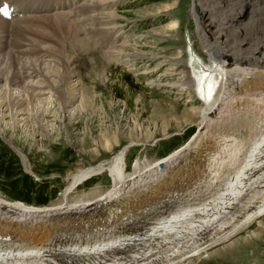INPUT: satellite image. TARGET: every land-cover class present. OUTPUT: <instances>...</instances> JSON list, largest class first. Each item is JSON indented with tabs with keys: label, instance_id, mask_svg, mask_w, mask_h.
<instances>
[{
	"label": "bare ground",
	"instance_id": "obj_1",
	"mask_svg": "<svg viewBox=\"0 0 264 264\" xmlns=\"http://www.w3.org/2000/svg\"><path fill=\"white\" fill-rule=\"evenodd\" d=\"M11 1L17 9L13 16L7 19L3 13H0V28H4L0 30V124L4 123L3 128L7 127L12 131L19 126L25 128L30 123V117L27 115L31 113L33 122L44 130L45 134H49L47 125L41 123L43 115L38 113V105H36L41 103V98L36 94L44 93L41 90L43 86L46 87L45 89L49 88L50 94L59 91L54 85L56 81L49 78L51 67L44 64L53 56V70L59 74L60 68L66 69L60 62L63 59L60 49L63 48H59V42L64 43L65 40H69L73 45L85 44L93 36L99 35L100 39L97 38L96 41L105 43L110 57L128 64L132 59L123 54L124 48H128L127 46L130 48V45L112 44V41H115L114 37L111 38V34L115 30L112 25L117 16L116 0H71L68 6H63L64 0ZM5 2L6 0H0V7H3ZM211 2V0H192L190 9L197 24L199 41L209 55V63L205 64L200 57L194 55L195 53L191 54L192 69H182L185 73L184 81L170 84L172 87H180L181 90L196 84L202 103V107L198 110V131L194 133L196 136L190 137L188 142L164 157L151 161L135 159L131 171L125 170L122 159L132 146L128 144L125 146L126 152L125 149L117 151L105 164L89 166L72 173L61 198L50 205H30L22 201L7 200L0 195V264H184L187 259L207 252L220 241L230 239L240 227L264 213V141L258 139L256 144H251L250 152H242V157L237 161L235 159L236 154L239 153L237 146L234 148L231 144L233 147L231 146L230 149L227 146L230 140L224 136L222 137L225 140L220 143L221 149L219 148L220 151L218 150L216 155L213 154V157L204 160L198 157L196 158L198 161L194 159L195 168L191 171L190 182L188 181L186 188L183 185L184 188L175 189L169 192L170 194L163 193L162 196H157L160 198L153 200L146 207H139V211L127 210L121 218L118 217L119 211L117 212L116 209L118 204L114 206L115 201L120 199H127L128 202L134 200L137 195L133 193L144 192V185L148 182L155 180L159 182L158 178L160 179L161 175L166 176L163 172L179 160L178 156L186 157L197 150V137L204 133V128H208L211 116L222 115L221 113L224 112L222 110L228 107L227 101L230 100L231 94L235 97L234 100H237L244 99L243 96L248 98L250 91H264V56L259 54L261 52L259 49L264 53V48H261L264 45L261 42L264 37L254 34L255 36L250 38H257L256 40H246L242 36L252 48L248 49L244 46L233 53L228 51L226 48L230 47L231 50L234 44L226 39L227 28L220 25L224 20V14L222 12L216 18L211 14L209 16ZM57 3L61 5L57 6ZM195 6L198 10L194 9ZM232 6L226 9L233 12L235 5ZM65 7L67 9H64ZM205 10L206 12H203ZM29 12L38 13L27 15ZM202 20L208 22L203 25ZM176 26L177 21H173L167 27ZM81 31H83L82 37L78 36ZM216 36L221 39V45L212 39ZM128 39L121 40L126 43ZM109 43L112 45L108 46ZM47 44L53 46V52ZM110 48H117V51ZM130 49L138 52L133 46ZM245 51H249V54ZM219 55L224 59L218 61ZM241 62H246L247 65L241 67L238 65ZM234 65L239 66L241 78L248 75L247 78L239 79L229 88L226 87L225 94L229 93L228 97L230 96L228 99L225 100L223 96L213 97L211 91L218 83L217 75L225 78L224 75L232 73ZM234 72L233 75L238 71L234 70ZM258 72L260 73L257 74ZM21 75L29 77L22 78ZM35 76L36 80L33 79ZM57 76L55 74V77ZM148 83L160 86L155 79ZM71 87H67L68 90ZM84 98L85 103L88 99ZM20 115L23 117H19ZM3 128L0 126L1 136H3ZM35 132L33 130V133ZM3 138L11 142V136ZM109 144L110 142H106L104 147H109ZM197 151L200 153L201 150ZM103 171H107L110 175L112 181L110 188L103 193L95 191L92 195L86 194L77 197L73 202L68 201V194L78 184ZM138 195L140 196V193ZM101 213L105 217H101ZM95 214H99L96 216L99 221L96 219L98 222H94L95 224L91 226L87 222ZM103 217L107 219V224L103 223L106 222ZM68 220L77 222L80 225L74 224L75 227L78 226L77 229L83 227L81 228L83 230L76 232L74 227L73 231H65L61 227L58 231L59 227L56 226ZM68 225L70 229L71 225ZM54 226L56 232L53 231Z\"/></svg>",
	"mask_w": 264,
	"mask_h": 264
},
{
	"label": "rangeland",
	"instance_id": "obj_2",
	"mask_svg": "<svg viewBox=\"0 0 264 264\" xmlns=\"http://www.w3.org/2000/svg\"><path fill=\"white\" fill-rule=\"evenodd\" d=\"M211 1L209 16L216 18L222 12L224 14L220 25L227 28L226 39L234 44V48L231 45V50L230 47L226 48L228 51L233 53L244 46L251 49L252 46L244 41V38L256 40L257 38H250L255 36L254 34L264 37V0ZM191 6L192 0H116L117 16L112 26L118 33L114 30L110 37L116 41H112V44H127L130 48L133 46L137 49L138 52L129 46V49L124 48L123 55L132 59L130 64L112 59L105 43L96 41L97 38L100 39L99 35L93 36L85 44L73 45L69 40L59 42V48H63L60 49L63 57L60 62L66 69L62 67L59 74L55 72L52 68L53 56L44 64L51 67L49 78L56 81L54 85L59 89L60 95L55 91L50 94L49 88L45 89L43 86L41 90L44 93L36 94L41 98V103L32 101L38 105V113L43 115L41 123L47 125L49 134H45V131L33 122L31 113L27 115L30 117L29 126L25 128L19 126L12 131L7 127L4 129V123L0 124L3 128V136L0 135V195L3 198L36 206L50 205L61 198L72 173L89 166L105 164L117 151L125 149L126 152L125 146L128 144L132 146L122 159L125 170L131 171L135 159L151 161L164 157L188 142L190 137L196 136L194 133L198 131V110L202 107L196 84L182 90L170 85L184 81L185 73L182 69H192L191 54L195 53L203 63H209V55L199 41L197 24L190 13ZM231 6L234 8L233 12L226 9ZM173 21H177V26L168 28V24ZM202 21L203 25L208 22ZM0 30L4 28L1 27ZM78 36L82 37L83 31ZM240 36L244 38L237 40ZM127 38L128 41L124 43L122 40ZM212 39L221 45L219 36ZM261 42L264 43V40ZM112 44L109 43L108 46ZM261 48L263 49L264 45ZM113 49L117 51V48ZM259 50V54L264 56L263 51ZM242 52L244 53L243 50ZM245 53L249 54V51ZM223 59V56L219 55L218 61ZM238 65L244 67L247 64L241 62ZM239 66L230 67L233 69L232 73H235L234 70L238 71L237 75L231 73L224 75L225 78L217 75L218 83L211 91L213 97L223 96L225 100L228 99L230 96L228 97L229 93L225 94L226 87L229 88L239 79L247 78L248 75L241 78ZM55 74L58 76L55 77ZM34 78L36 80L37 77ZM152 79L160 86L150 85L148 81ZM44 83L47 84L45 81ZM69 86L72 87L68 90ZM263 95L262 90L250 91L248 98L243 96L244 99L234 100L235 97L231 94L233 98L230 97L227 101L228 107L222 110V115L211 116L208 128H204V133L197 137L196 143L199 145H196L199 147L195 146L197 150H201L200 153L195 150L186 156L187 158L184 155L178 156L182 161L179 158L171 165L172 169L167 168L163 172L166 176L161 175L159 182L155 180L145 184L144 192L133 193L137 195L134 200L131 198L133 202L130 200L129 203L127 199L115 201L114 206L118 204V217H123L127 210L139 211V207H146L163 193L168 194L175 189L184 188L183 185L186 188L190 182L191 171L195 168L194 159L198 157L204 160L213 157V154L216 155L221 149L220 143L225 140L222 136L230 140L227 143L230 149L237 146L239 153L236 154V160L242 157V152L248 153L250 145L256 144L258 139L264 141ZM83 98L88 99L87 102L84 103ZM32 129L36 132L33 133ZM4 136H11V142L4 140ZM106 142H110L107 148L104 147ZM111 183L109 173L103 171L78 184L68 194V201L73 202L77 197L86 194L92 195L95 191L103 193L110 188ZM98 215H93L87 223L91 226L94 222L97 223ZM104 220L106 222L103 223L107 224V219ZM64 224L56 226L59 227L58 231L61 227L65 231H73L75 228L76 232L83 230V227L77 229L80 225L77 222L68 220ZM68 224L71 225L70 229ZM74 224L78 226L75 227ZM56 227L54 226V232ZM184 264H264V213L240 227L230 239L220 241L207 252L187 259Z\"/></svg>",
	"mask_w": 264,
	"mask_h": 264
},
{
	"label": "snow or ice",
	"instance_id": "obj_3",
	"mask_svg": "<svg viewBox=\"0 0 264 264\" xmlns=\"http://www.w3.org/2000/svg\"><path fill=\"white\" fill-rule=\"evenodd\" d=\"M0 13L7 14V5L0 7Z\"/></svg>",
	"mask_w": 264,
	"mask_h": 264
},
{
	"label": "water",
	"instance_id": "obj_4",
	"mask_svg": "<svg viewBox=\"0 0 264 264\" xmlns=\"http://www.w3.org/2000/svg\"><path fill=\"white\" fill-rule=\"evenodd\" d=\"M194 9H195V10H198L197 6H195ZM161 165L163 166V164H161ZM101 215L105 217L104 214L101 213ZM100 221H103V220H100Z\"/></svg>",
	"mask_w": 264,
	"mask_h": 264
}]
</instances>
